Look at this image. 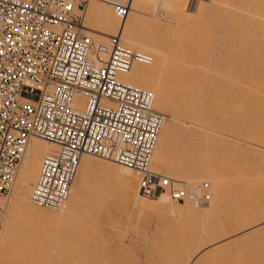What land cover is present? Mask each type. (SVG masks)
I'll list each match as a JSON object with an SVG mask.
<instances>
[{"label":"rangeland","instance_id":"rangeland-1","mask_svg":"<svg viewBox=\"0 0 264 264\" xmlns=\"http://www.w3.org/2000/svg\"><path fill=\"white\" fill-rule=\"evenodd\" d=\"M193 1V8L184 10L165 0L154 8L146 6L144 34H152L154 22L176 29L184 41L178 48L186 49L190 65L200 77L197 88L202 96L219 101L227 94L233 101L240 37L249 27L255 29L256 22H264V13L252 15L251 4L258 0ZM163 50L170 53L174 48ZM161 82L166 85L161 87ZM161 82L156 87L169 94L172 81ZM159 106L154 109L164 118L160 134L164 125L173 127L168 157L177 167L198 163L212 166L218 173L225 170L228 194L221 195L218 187L202 179L200 182L211 185V202L198 209L185 204L192 216L178 221L171 216V203L182 204L168 194V203H149L139 193L134 173L88 155L95 162L93 171L82 185L78 171L70 197L81 189V200L66 214L34 206L29 218L19 217L11 208L16 186L8 196H0V264H94L92 256L109 264H186L201 256L200 264H264V99L251 126L232 118L222 124L224 109L217 103L203 111L205 129L195 132L188 128L186 115ZM157 165L151 159L149 169L184 180L183 173H169ZM223 203L227 208L221 210ZM80 212L86 219L72 225L71 219Z\"/></svg>","mask_w":264,"mask_h":264},{"label":"built area","instance_id":"built-area-1","mask_svg":"<svg viewBox=\"0 0 264 264\" xmlns=\"http://www.w3.org/2000/svg\"><path fill=\"white\" fill-rule=\"evenodd\" d=\"M133 1L0 0V196L11 193L30 142L40 139L57 151L43 158L32 186L38 208L56 211L68 199L82 155L130 169L149 199L165 193L194 207L212 200L208 182L188 186L149 170L164 118L152 92L120 77L153 58L121 34L98 42L82 34L91 2L124 21Z\"/></svg>","mask_w":264,"mask_h":264},{"label":"bare ground","instance_id":"bare-ground-1","mask_svg":"<svg viewBox=\"0 0 264 264\" xmlns=\"http://www.w3.org/2000/svg\"><path fill=\"white\" fill-rule=\"evenodd\" d=\"M160 1L134 0L132 3V13L123 22L112 12L109 6L97 2H91L88 6L82 34L91 37L96 42L106 40L110 36L121 34L122 42L130 49H140V52L143 50L146 54L149 53L148 55L151 57L153 56L152 58L153 61L155 59V62L152 61L151 64L148 65L135 64L131 71L126 75L121 76L120 79L140 89H149V91L154 94L153 107L155 105H160L161 107H159L162 110H172L176 113L186 115L190 119L188 122V128H190L191 131L195 132L197 130L205 129V121L202 119L201 115L203 111L211 109L216 106L217 103L224 109V114L222 115L223 117L221 120L222 124L228 123L232 118L244 125L248 124L251 126L259 108V103L264 99V22H256L254 24L255 29L249 27L247 30L243 31L240 37L236 51L237 70L236 82L234 85L236 93L235 99L231 101L229 95L224 94V97L220 98L219 101H215L209 97L204 98L201 92H199L197 87L198 83L201 82L199 79L200 77L193 71L190 65V58L185 52L186 49L183 47L178 48L179 45L184 43V41L178 36L176 29L163 25L160 22H154V29L151 30L152 34L145 36L144 29L146 28L143 23L146 14L145 7L148 6L149 8H154ZM165 1L179 7L180 9L186 8L193 3L195 4L193 0ZM245 1L246 0H238V2L241 3ZM190 7L193 8V6ZM251 7L253 8L252 15L254 12H256L255 15L260 14L261 12L264 13V0H258V2L251 4ZM256 17H258V15ZM156 19L159 18L156 17ZM147 43H151L153 46L149 47L147 46ZM170 46L174 48V50L170 53H166L163 49ZM150 75H154L155 78H150ZM162 79L172 81L169 94H166V90H159V87H156ZM162 84L166 85L161 82V87L164 86H162ZM224 90L227 92L226 88ZM76 99L78 100V98ZM230 110L232 112L228 113ZM172 141L173 127L164 125L163 133L162 135L160 134L152 155V161L158 163L157 168L159 167L169 173L174 171L183 173L184 180L175 179L173 177L170 178L187 183L188 186L198 185L202 183L200 182L202 179H206L214 184L215 187L219 188L221 195L228 194L226 193L228 187L225 180V170L224 172L220 170V173H218L219 171L212 166L200 165L198 163H192L185 167H177L175 161L168 157V149ZM56 151L57 146L50 142L40 139H33L30 142L23 158L22 170H20L19 174L17 173L18 177L16 176L17 179H15L16 185L14 182L16 190H14L15 196L13 197L14 201L12 200L13 203L11 208L17 216L29 218L34 211V205L30 201L32 186L39 176L43 158ZM186 156L191 158L192 162L195 161L191 153H187ZM94 164V160L88 157V155H82L80 157L79 174H77L79 175L81 185L90 178ZM120 168L127 169L124 167ZM127 170L131 171L130 169ZM216 172L218 173L217 175L215 174ZM129 188V185H126L125 191H128ZM231 191L233 193L235 192V190ZM69 197L60 208L56 210L60 215L63 213L66 214L71 207L78 206L81 200V189L75 197L73 195L70 198ZM147 201L149 203L152 202L151 204L154 202L158 205H162L166 202L168 203V198L166 194H161L154 200L151 201L150 199H147ZM209 203L203 206L209 205ZM180 204L183 206L171 203L173 207L171 216L178 221L186 220L192 216V214H190L191 212L184 207L185 204L195 209L203 207H194L188 203ZM223 204L224 205L220 207V209L223 208L221 210H224V207L226 206V203ZM1 205L2 202H0V206ZM226 208L227 206L225 209ZM77 215V218L75 217L74 219H71L70 223L72 225L80 224L83 221L84 216L86 217V214H83L82 212ZM82 215L84 216L82 217ZM92 257L97 258V256ZM94 258L90 260L93 261L94 264H109L105 259V261H103V259L101 260L99 257L97 259ZM202 258L203 256L195 258L192 262H187L186 264H200Z\"/></svg>","mask_w":264,"mask_h":264}]
</instances>
